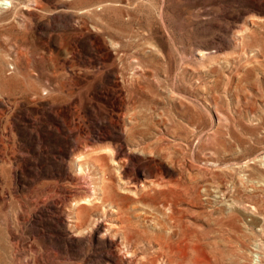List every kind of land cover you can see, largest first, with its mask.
Instances as JSON below:
<instances>
[{
    "label": "rangeland",
    "instance_id": "1",
    "mask_svg": "<svg viewBox=\"0 0 264 264\" xmlns=\"http://www.w3.org/2000/svg\"><path fill=\"white\" fill-rule=\"evenodd\" d=\"M0 7V264H264V0Z\"/></svg>",
    "mask_w": 264,
    "mask_h": 264
},
{
    "label": "bare ground",
    "instance_id": "2",
    "mask_svg": "<svg viewBox=\"0 0 264 264\" xmlns=\"http://www.w3.org/2000/svg\"><path fill=\"white\" fill-rule=\"evenodd\" d=\"M6 4H10V2L8 0H0V7Z\"/></svg>",
    "mask_w": 264,
    "mask_h": 264
}]
</instances>
